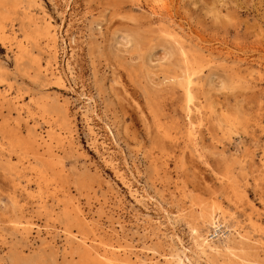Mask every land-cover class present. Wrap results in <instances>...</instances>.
I'll return each mask as SVG.
<instances>
[{
  "label": "rangeland",
  "instance_id": "374dc122",
  "mask_svg": "<svg viewBox=\"0 0 264 264\" xmlns=\"http://www.w3.org/2000/svg\"><path fill=\"white\" fill-rule=\"evenodd\" d=\"M0 103V264H264V0H0Z\"/></svg>",
  "mask_w": 264,
  "mask_h": 264
},
{
  "label": "bare ground",
  "instance_id": "6f19581e",
  "mask_svg": "<svg viewBox=\"0 0 264 264\" xmlns=\"http://www.w3.org/2000/svg\"><path fill=\"white\" fill-rule=\"evenodd\" d=\"M36 1V0H35ZM162 2V1H161ZM40 5V4H39ZM167 5H165V7H166ZM40 8L42 9V11L44 12V10H43V7L40 5ZM162 8V7H161ZM46 9V8H45ZM8 11V10H7ZM4 12V11H3ZM42 12V13H43ZM5 14V13H4ZM7 14V13H6ZM44 14H45V12H44ZM46 15V14H45ZM44 15V16H45ZM7 16V15H6ZM51 18V17H50ZM49 20H52V19H49ZM47 21V24H48V26L50 27V39H51V41H52V43H53V49H54V53L56 52V43L59 41L58 39H60L61 40V42H64L65 41V39L63 38L64 36V34L66 33L64 30V34H63V32H62V34L63 35H61L60 37H59V35H58V28L56 27V26H54V24L52 25L51 24V22L50 21ZM2 21V20H1ZM2 23V22H1ZM55 25H58V24H55ZM59 26V25H58ZM1 27H2V25H1ZM61 27V26H60ZM49 29V28H48ZM62 30V29H61ZM6 31H7V29H6ZM68 32V31H67ZM6 33V32H5ZM14 33V32H13ZM60 33V32H59ZM72 33V32H71ZM177 34V33H176ZM176 34H175V36H176ZM12 35V34H11ZM15 35V34H14ZM13 35V36H14ZM34 35V34H33ZM70 35H72L73 36V34H70ZM171 36V35H170ZM15 37V36H14ZM29 37V36H28ZM35 37H36V35H35ZM172 37H173V34H172ZM30 38V37H29ZM177 38H179V36L177 37ZM25 39V38H24ZM31 39V38H30ZM180 39V38H179ZM34 40H35V38H34ZM68 40H69V45H70V42H71V40H72V38H68ZM36 42V41H35ZM73 42H75V41H73ZM20 43H21V41H20ZM34 43V42H33ZM37 43V42H36ZM19 44V43H18ZM29 44V43H28ZM30 44H31V42H30ZM20 45V44H19ZM18 45V46H19ZM22 45V47H23V44H21ZM30 46V45H29ZM72 46V45H71ZM75 47V46H74ZM19 48V50L21 49V47H18ZM24 48V47H23ZM26 48V47H25ZM71 48V47H70ZM71 50V56H73L74 55V49H73V47L70 49ZM28 51V50H27ZM26 51V52H27ZM25 52V53H26ZM29 52V51H28ZM27 52V53H28ZM24 53V54H25ZM17 55H21V54H18L17 53ZM28 55H29V53H28ZM76 55V54H75ZM21 56H23V55H21ZM20 56V57H21ZM24 57V56H23ZM55 57V56H54ZM74 57V56H73ZM25 58V57H24ZM69 58V57H68ZM76 58V57H75ZM76 60V59H75ZM58 62V61H57ZM66 62V61H65ZM59 64V63H58ZM65 64V63H64ZM73 64V63H72ZM55 65V64H54ZM57 65V64H56ZM54 68V67H53ZM76 68V67H75ZM60 69V68H59ZM57 70V69H56ZM61 70H62V68H61ZM56 74V75H55ZM51 75H55L56 76V79L60 82V83H64V81H65V78H69V76L70 77H72V75H73V68H72V66H71V63L67 60V62H66V64L64 65V67H63V71L61 72V71H57L56 73H51ZM74 76V75H73ZM67 78V79H68ZM190 79H191V77H190ZM192 81V80H191ZM184 86V85H183ZM191 86V85H190ZM185 87V86H184ZM193 87V86H192ZM191 87V88H192ZM186 88H187V86H186ZM190 88V87H189ZM190 91H191V89H190ZM192 92V91H191ZM187 93V92H186ZM188 94H192V93H189L188 92ZM187 94V95H188ZM193 96V95H192ZM12 99V98H11ZM189 100V99H188ZM69 102V101H68ZM191 102V101H190ZM14 103V102H13ZM44 103V102H43ZM42 103V104H43ZM192 103V102H191ZM188 104H189V102H188ZM0 105H1V103H0ZM190 105V104H189ZM188 106V105H187ZM45 107V106H44ZM66 107V106H65ZM190 107V106H189ZM47 110V109H46ZM3 112V111H2ZM47 113H48V111H47ZM190 114V113H189ZM84 115V114H83ZM187 115H188V113H187ZM65 116H66V114H65ZM68 116V115H67ZM64 117V116H63ZM60 118H62V117H60ZM2 119V118H1ZM89 119V117L87 118V120ZM54 120V119H53ZM57 120H59V119H57ZM61 121H63V120H61ZM70 121H71V116H70ZM70 121H68V122H70ZM88 122V121H87ZM66 123V120H65V122H64V124ZM72 123V122H71ZM91 125V124H90ZM67 126V125H66ZM87 126H89V125H87ZM90 127V126H89ZM49 128V127H48ZM90 128H92V126L90 127ZM49 130V129H48ZM90 130V129H89ZM49 131H51V130H49ZM95 132V131H94ZM94 132L93 133H91V134H93V136H94ZM17 134V133H16ZM31 134V133H30ZM29 134V135H30ZM90 134V133H89ZM90 134V135H91ZM97 134V133H96ZM31 135H33V133L31 134ZM54 135V134H53ZM32 138V137H31ZM94 138V137H93ZM48 139V138H47ZM52 139V138H51ZM50 139V140H51ZM67 139V138H66ZM95 139H97V138H95ZM95 139H94V141H95ZM92 140V139H91ZM36 141V140H35ZM45 142H46V139L44 140ZM45 142H43V143H45ZM51 142V141H50ZM72 142V141H71ZM93 142V141H92ZM91 142V143H92ZM100 142V141H99ZM12 143V142H11ZM10 143V144H11ZM15 143V142H14ZM18 143V142H17ZM73 143H74V141H73ZM93 143H95V142H93ZM92 143V144H93ZM97 143H98V141H97ZM13 144V143H12ZM29 144V143H28ZM31 144V143H30ZM29 144V145H30ZM100 145H101V143H99ZM98 144V145H99ZM33 145V144H32ZM76 145V144H75ZM95 145V144H94ZM103 145V144H102ZM15 146V145H14ZM13 146V147H14ZM93 146V145H92ZM102 147V146H101ZM100 147V148H101ZM12 148V147H11ZM75 148H76V146H75ZM25 149V148H24ZM43 149V148H42ZM33 150V149H32ZM30 151V150H29ZM53 152V151H52ZM56 152V151H55ZM56 156L58 157V153L56 152ZM105 155V154H104ZM112 155V154H111ZM39 156V155H38ZM40 157V156H39ZM42 157V156H41ZM43 157H44V155H43ZM60 157V156H59ZM103 158L104 157H102V160H103ZM112 158V157H111ZM39 159V158H38ZM46 159H48V158H46ZM53 159V158H52ZM59 159V158H58ZM61 159V158H60ZM49 160H51V159H49ZM104 160H106V159H104ZM55 161H58V165H59V160H55ZM54 161V163H56ZM62 161V160H61ZM52 162V161H51ZM108 163H109V161H107ZM112 162V161H111ZM115 162V161H114ZM53 163V164H54ZM62 163V162H61ZM104 163H105V161H104ZM50 164V163H49ZM112 164V163H111ZM116 164V163H115ZM57 165V164H56ZM109 165V164H108ZM117 165V164H116ZM36 166V165H35ZM34 166V167H35ZM60 166V165H59ZM49 167V166H48ZM61 167V166H60ZM109 167V166H108ZM112 168H114L113 166H111ZM56 168V167H55ZM59 168V167H58ZM32 169V168H31ZM39 169H41V168H39ZM44 169H46V168H44ZM50 170H51V168H49ZM54 170V169H53ZM52 170V171H53ZM57 170V169H56ZM61 170H63L62 168H61ZM121 170V169H120ZM34 171V170H33ZM45 171H47V170H45ZM113 171H115V169H113ZM37 172V171H36ZM53 172H55V173H57L56 171H53ZM61 171H59V173H60ZM116 173H117V175H118V177L121 179V181L127 186V189H129L130 190V193H132V195H133V197L132 198H135V201L137 200H139L140 199V197H139V199H137V197H136V195L138 194H136L135 195V193L136 192H132V190H131V187H130V184L128 183V182H126V177L124 178L123 177V175L121 174V172L119 173L117 170L115 171ZM44 173V172H43ZM55 173H54V177H55ZM64 173V172H63ZM125 173V172H124ZM35 174V173H34ZM36 175H38V174H36ZM51 175V174H50ZM53 175V174H52ZM61 175V174H60ZM125 175V174H124ZM48 176H49V172H48ZM36 177V176H35ZM38 177V176H37ZM40 177H41V175H40ZM57 177H59V174H58V176ZM57 177H55V178H57ZM63 177V176H62ZM62 177H60V178H62ZM33 178V177H32ZM47 178V177H46ZM49 178H53L52 176H49ZM54 178V179H55ZM65 178V177H64ZM129 178V177H128ZM34 179V178H33ZM39 179V178H38ZM43 179V178H42ZM42 179H41V181H42ZM32 180V179H31ZM46 180V179H45ZM44 180V181H45ZM51 180V179H50ZM49 180V181H50ZM55 180H57V179H55ZM59 180V179H58ZM61 180V179H60ZM63 180V179H62ZM66 180H67V178H66ZM119 180V179H118ZM130 180V179H129ZM34 181V180H33ZM44 181H42V182H44ZM48 181V180H47ZM65 181V180H64ZM131 181V180H130ZM38 182V181H37ZM37 182H36V184H37ZM61 182V181H60ZM39 183V182H38ZM47 183V182H46ZM64 184V183H63ZM65 184H66V181H65ZM42 185V184H41ZM55 185V184H54ZM40 186V185H39ZM46 186V185H45ZM53 186V185H52ZM66 186H68V183H67V185ZM54 187V186H53ZM133 187V186H132ZM58 188V187H57ZM134 188V187H133ZM71 189V188H70ZM128 190V191H129ZM45 191H47V190H45ZM52 191V190H51ZM48 192H49V190H48ZM70 192V191H69ZM50 193V192H49ZM129 193V192H128ZM45 194H46V192H45ZM55 194V193H54ZM60 194V193H59ZM114 194H116V192L114 193ZM70 195V194H69ZM71 196V195H70ZM119 196V195H118ZM144 196H146L147 197V195H144ZM144 196H141V197H143L144 198ZM48 197V196H47ZM46 197V198H47ZM61 197V196H60ZM62 198V197H61ZM148 198V197H147ZM67 199V198H66ZM45 200V199H44ZM58 200V199H57ZM56 200V201H57ZM62 200H63V198H62ZM119 201V200H118ZM141 201V200H140ZM146 201V200H145ZM64 202V201H63ZM63 202H60V203H63ZM66 202V201H65ZM69 202V201H68ZM76 202V201H75ZM120 202V201H119ZM122 202V201H121ZM142 202V201H141ZM140 202H138V204H139ZM66 204H68V203H66ZM70 204H73V203H70ZM70 204H68L69 206H70ZM194 204V203H193ZM65 205V204H64ZM75 205V204H74ZM204 205V204H203ZM73 206V205H72ZM141 206V205H140ZM65 207V209H67L68 207H66V205L64 206ZM63 208V207H62ZM70 209V208H69ZM64 210V209H63ZM203 210V209H202ZM205 210V209H204ZM215 210H217V209H215L214 207H211L210 208V211L209 212H207L208 214L207 215H205V221L207 222V224L209 225V229L208 228H206L205 230H207L206 232H209V234H207V236H205V235H200V234H198L196 237H199V248H200V251L203 253V254H207V252L211 255V259H213V258H217L218 256H220L223 260H225L226 259V256H230V254H235V253H237V252H235L234 253V251H233V247H232V245H231V234H233V232L235 233V236L237 237V238H244V235H246V234H241L239 231H238V229L237 228H234L233 227V225L231 226V225H229L228 223H227V216L225 215V213L223 212V211H220V212H218V213H216L215 214ZM62 211V210H61ZM79 211V213L82 215V216H85V213L83 212V210L82 209H79L78 210ZM69 212V211H68ZM202 212V211H201ZM200 212V213H201ZM62 214V213H61ZM71 214V213H70ZM140 214V213H139ZM139 214H137L138 216H139ZM65 215V214H64ZM63 215V216H64ZM136 215V214H135ZM200 215V214H199ZM62 216V217H63ZM68 216V215H67ZM80 216V215H79ZM201 217V216H200ZM202 217H203V215H202ZM83 218V217H82ZM135 218V217H134ZM146 218H149V217H146ZM84 219V218H83ZM138 219V218H137ZM143 219H145V218H143ZM232 219V218H231ZM20 221V220H19ZM27 221V220H26ZM84 221H86V220H84ZM140 221H141V219H140ZM231 221V220H230ZM158 222V221H157ZM156 222V223H157ZM204 222V221H203ZM205 222V223H206ZM75 224H77V222L75 223ZM155 224V223H154ZM234 224V223H233ZM66 225V224H65ZM78 225H80V224H78ZM83 225V227H87V224H82ZM152 225V224H151ZM157 225H159V224H157ZM161 225V224H160ZM72 226V225H71ZM92 226V225H91ZM150 226V225H149ZM66 227H67V225H66ZM79 227H81V225L79 226ZM78 227V228H79ZM82 227V228H83ZM92 227H94V226H92ZM96 227V226H95ZM146 227V226H145ZM144 227V228H145ZM154 227V225L151 227V228H153ZM156 227H158V226H156ZM29 228H30V226H29ZM77 228V229H78ZM150 228V229H151ZM239 228V227H238ZM72 229V228H71ZM31 230V229H30ZM37 230H39V229H37ZM79 230V229H78ZM82 230V229H81ZM83 230H84V228H83ZM85 230H86V228H85ZM151 230H154V228L153 229H151ZM158 230V229H157ZM156 230V231H157ZM32 231V230H31ZM30 231V232H31ZM46 231V230H45ZM91 231V230H90ZM89 231V232H90ZM97 231V230H96ZM159 231H160V229H159ZM20 232V231H19ZM28 232V231H27ZM26 232V233H27ZM85 232V231H84ZM87 232V231H86ZM92 232H93V229H92ZM95 232V231H94ZM98 232V231H97ZM161 232H162V230H161ZM160 232V233H161ZM26 233H24V234H26ZM79 233H80V231H79ZM82 233V232H81ZM80 233V234H81ZM156 233V232H155ZM163 233V232H162ZM23 234V235H24ZM29 234V233H28ZM64 234V233H63ZM72 234H74V233H72ZM95 234V233H94ZM98 234V233H97ZM100 234H102V232H100ZM115 234H117V233H115ZM22 235V234H21ZM30 235V234H29ZM46 235H47V238L48 237H51V240L49 241V242H54V240H53V237H54V235L52 234V232L51 231H46ZM78 235V234H77ZM88 235V234H87ZM105 234H103V236H104ZM156 235V234H155ZM157 235H159V234H157ZM42 236V235H41ZM76 235H74V238H76L75 237ZM84 236V235H83ZM85 236H86V233H85ZM91 236V235H90ZM114 236V235H113ZM161 236V235H160ZM210 236V237H209ZM26 237H28L27 235H26ZM37 237H39V236H37ZM66 237V236H65ZM69 237V236H68ZM73 237V236H72ZM94 237V236H93ZM99 237V236H98ZM25 238V237H24ZM70 238V237H69ZM73 238V239H74ZM79 238V237H78ZM77 238V239H78ZM80 238H83L82 236L80 237ZM88 238V237H87ZM106 238V237H105ZM104 238V239H105ZM231 238V239H230ZM246 238V237H245ZM44 239V238H43ZM56 239V238H55ZM98 239V238H97ZM165 239V238H164ZM100 240V239H99ZM117 240H119V239H117ZM45 241V240H44ZM79 241L80 242H82V240H80L79 239ZM88 241V240H87ZM46 242H48V241H46ZM68 242V241H67ZM92 242H95V241H93L92 240ZM91 242V243H92ZM107 242V241H106ZM111 242V241H110ZM83 243V242H82ZM81 243V244H82ZM88 243V242H87ZM89 243H90V241H89ZM96 243V242H95ZM97 243H99V241L97 242ZM115 243V242H114ZM118 243V242H117ZM44 244H46L45 242H44ZM51 244V243H50ZM79 244V243H78ZM85 244V243H84ZM104 244V243H103ZM110 244V243H109ZM108 244V245H109ZM111 244H113V243H111ZM52 245V244H51ZM99 245V244H98ZM114 245V244H113ZM173 245V244H172ZM241 245H243V244H241ZM49 246V245H48ZM81 246H83V244L81 245ZM89 246V245H88ZM93 246V245H92ZM94 246H96V245H94ZM102 246V245H101ZM100 246V247H101ZM116 246H119V245H116ZM237 246V245H236ZM239 246V245H238ZM246 246V245H245ZM58 247V246H57ZM98 247V246H97ZM100 247H99V249H100ZM103 247V246H102ZM106 247V249H107V246H105ZM108 247H110V246H108ZM173 247V246H172ZM53 248V247H52ZM83 248H87V247H83ZM111 248V247H110ZM109 248V249H110ZM117 248V247H116ZM65 250H66V248H64ZM67 249H68V246H67ZM88 250H89V248H87ZM125 249V248H124ZM235 249H237V248H234V250ZM71 250V249H70ZM69 250V251H70ZM83 250V249H82ZM94 250V249H93ZM92 250V251H93ZM97 250H98V248H97ZM126 251H127V249H125ZM238 250V249H237ZM236 250V251H237ZM68 251V252H69ZM72 251V250H71ZM70 251V252H71ZM91 251V250H90ZM95 251V250H94ZM98 251H100V250H98ZM101 251H102V249H101ZM238 251H241V250H238ZM243 252V251H242ZM244 252H245V250H244ZM248 252V251H247ZM82 253V252H81ZM83 253H84V250H83ZM82 253V255H85V253L83 254ZM107 253H108V251H107ZM122 253V252H121ZM127 253H128V251H127ZM249 253V252H248ZM91 254V253H90ZM89 254V255H90ZM92 254H96V252L95 253H92ZM92 254H91V257H93L94 258V255L92 256ZM111 254V253H110ZM102 255V254H101ZM250 255V254H249ZM85 256H87V255H85ZM98 257V255H95V257ZM122 256V255H121ZM130 256V255H129ZM234 256V255H233ZM245 256V255H244ZM90 257V256H89ZM90 257V258H91ZM232 257V256H231ZM235 257V256H234ZM249 257V256H248ZM250 257H251V255H250ZM84 258V257H83ZM101 258H104V261L105 260H107V264H117L116 263V261H114L113 259H109V258H107L105 255L104 256H102ZM100 258V259H101ZM118 258V257H117ZM235 258H237V257H235ZM87 259V258H86ZM99 259V258H98ZM138 259V258H137ZM231 259V258H230ZM232 260V259H231ZM236 260V259H235ZM249 260V259H248ZM251 260V259H250ZM87 261H90L91 262V260H87ZM101 261H102V259H101ZM100 261V262H101ZM132 261V260H131ZM140 261V260H139ZM211 261V260H210ZM219 261H220V258H219ZM237 261V260H236ZM93 262V261H92ZM95 262H98V264H100V262L98 261V260H95ZM103 262V261H102ZM212 262H213V260H212ZM229 262H231V261H229ZM228 262V263H229ZM243 262V261H242ZM246 262V261H245ZM122 263V262H121ZM214 263V262H213ZM227 263V262H226ZM248 263V262H247ZM96 264V263H95ZM102 264V263H101ZM105 264V263H104ZM134 264V263H133ZM182 264V263H181ZM217 264H219V262L217 263ZM223 264V263H222ZM229 264H233V263H229ZM235 264V263H234ZM239 264V263H238ZM245 264V263H244Z\"/></svg>",
  "mask_w": 264,
  "mask_h": 264
}]
</instances>
